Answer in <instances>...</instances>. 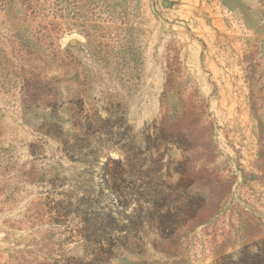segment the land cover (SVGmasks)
I'll list each match as a JSON object with an SVG mask.
<instances>
[{
	"label": "rangeland",
	"instance_id": "374dc122",
	"mask_svg": "<svg viewBox=\"0 0 264 264\" xmlns=\"http://www.w3.org/2000/svg\"><path fill=\"white\" fill-rule=\"evenodd\" d=\"M160 128L190 149H154ZM148 150L204 206L165 237L151 205L110 264L264 258V0H0V264L85 258L49 205L99 193L111 159L153 170Z\"/></svg>",
	"mask_w": 264,
	"mask_h": 264
},
{
	"label": "trees",
	"instance_id": "16d2710c",
	"mask_svg": "<svg viewBox=\"0 0 264 264\" xmlns=\"http://www.w3.org/2000/svg\"><path fill=\"white\" fill-rule=\"evenodd\" d=\"M149 132V131H148ZM156 141L153 148L162 145H174L180 147L182 142L190 149V141L182 133H169L160 128L156 133ZM154 140V142H156ZM146 159H150L154 169L144 171L143 164L131 165L121 159H111L103 167L100 179L99 193H94L87 186H78L64 200L49 205V213L58 224L65 223L69 215L80 219L82 228L78 229L79 240L85 248V258L70 264H110V258L116 235H122L130 228H139L149 218V207L153 204L163 210L159 211L157 224L161 227L165 237H172L178 229L196 218L198 212L204 206V199L199 195L189 193L191 180L186 175V164L179 171L181 179L175 185L165 181L163 176L164 154L158 153L154 158V152L148 150L143 153ZM75 160L74 157H70ZM88 164L87 161H83ZM159 174L158 182L144 179L149 174ZM148 178V177H147ZM106 191V205H103L101 195ZM185 195L184 200L178 203V197ZM131 203L135 204L132 207ZM89 260H85V259ZM219 264H264L263 259H257L251 254H246L239 260L228 257L219 261Z\"/></svg>",
	"mask_w": 264,
	"mask_h": 264
},
{
	"label": "water",
	"instance_id": "95a60500",
	"mask_svg": "<svg viewBox=\"0 0 264 264\" xmlns=\"http://www.w3.org/2000/svg\"><path fill=\"white\" fill-rule=\"evenodd\" d=\"M76 43H77L76 40H72V41H71V44H72V45H76Z\"/></svg>",
	"mask_w": 264,
	"mask_h": 264
}]
</instances>
